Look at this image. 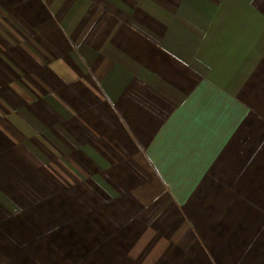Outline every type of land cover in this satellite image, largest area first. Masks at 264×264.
I'll return each instance as SVG.
<instances>
[{
	"label": "crops",
	"instance_id": "1",
	"mask_svg": "<svg viewBox=\"0 0 264 264\" xmlns=\"http://www.w3.org/2000/svg\"><path fill=\"white\" fill-rule=\"evenodd\" d=\"M0 264H264V0H0Z\"/></svg>",
	"mask_w": 264,
	"mask_h": 264
}]
</instances>
